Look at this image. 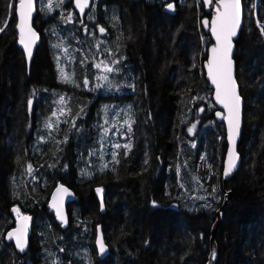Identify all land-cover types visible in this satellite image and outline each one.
Returning a JSON list of instances; mask_svg holds the SVG:
<instances>
[{
  "label": "trees",
  "instance_id": "16d2710c",
  "mask_svg": "<svg viewBox=\"0 0 264 264\" xmlns=\"http://www.w3.org/2000/svg\"><path fill=\"white\" fill-rule=\"evenodd\" d=\"M98 1L86 18L72 0L47 13L37 0L28 63L17 0H0V264H205L218 210L215 264H264V0H241V161L226 182L224 125L203 71V1ZM60 183L75 193L64 223L47 205ZM12 208L30 217L24 253L5 238Z\"/></svg>",
  "mask_w": 264,
  "mask_h": 264
},
{
  "label": "snow or ice",
  "instance_id": "6c2138e0",
  "mask_svg": "<svg viewBox=\"0 0 264 264\" xmlns=\"http://www.w3.org/2000/svg\"><path fill=\"white\" fill-rule=\"evenodd\" d=\"M63 0H61V3ZM206 5H211L213 0H204ZM218 7L216 8V16L211 22L212 32L217 40V47L212 49L213 57L209 61V75L212 79V82L216 85V100L218 103L222 104L223 107L227 110L228 115L224 117L228 121L229 125V140L231 142V148L228 152V163L227 167L224 170V175H229L238 159V156L235 151L236 136L239 134L240 127V111H241V100L237 92L236 81L232 76V60L230 58L232 42L231 38L236 35L237 29L240 25L241 19V6L240 0H217ZM11 6V5H10ZM76 6L79 8L81 13H84L85 9L89 7V0H76ZM169 8H173L172 4L168 5ZM51 9V4H49ZM33 11V0H19L17 12L20 18V29H21V40L20 42L24 44L25 49L28 53V56L31 57L32 54V43H34L35 32L28 28V33L30 40L25 41L24 38V29L25 25L31 18ZM71 18V17H69ZM203 23L205 26L209 24V21L204 20ZM0 31H3V28H0ZM99 31L103 33L105 29L103 27L99 28ZM100 67V65H96ZM112 71V69H107ZM62 78L69 80L63 70H61ZM87 83V81H85ZM61 103H63V98H61ZM31 104V101H29ZM203 111V109H201ZM55 115V113H53ZM218 116H221V113H217ZM46 127H52V124L49 123ZM195 128V124L192 128L189 129V132H192ZM128 130H131V125H128ZM107 133V129L105 130ZM115 147L120 148V144H116ZM125 148H129L130 145H124ZM29 170H31V165H29ZM215 190V189H214ZM59 191V189H58ZM66 192L67 190L64 189ZM101 191L100 189L97 190ZM13 211L19 213V209H13ZM24 221H27L28 217H22ZM26 230V225L24 228H18L14 232L8 233V238L12 239L15 237L16 245L18 248L23 250L25 246V241L22 239V234ZM101 250H103V242L101 241ZM215 253H213V257Z\"/></svg>",
  "mask_w": 264,
  "mask_h": 264
},
{
  "label": "water",
  "instance_id": "95a60500",
  "mask_svg": "<svg viewBox=\"0 0 264 264\" xmlns=\"http://www.w3.org/2000/svg\"><path fill=\"white\" fill-rule=\"evenodd\" d=\"M74 1L76 3V0H74ZM202 1H203L204 6H205V12L208 13L209 15L204 16L201 19V24H202V27L205 30V32L209 33L210 39H211V43L209 44V46L207 48L206 60L203 62V71H204V77H205V79L208 82V86L212 90L211 98H212V101H213V103H214V105L216 107V110L214 112L215 120L220 122V123H222L224 125L226 148H225V154H224L223 165H222V178H223V181L226 182V180H228L236 172V170L239 167L240 161H241V156H240V153L238 151V148H239V142L241 140V135H242V131H243L244 99H243V96L241 95L240 85L238 83L237 76H236V62H235V59H234V55H235V52H236V40L239 38L240 31H241L242 24H243V8H242V1L240 0V6H241L240 25H239V27L237 29L236 35L231 38L232 49H231V54H230V58L232 60V76H233V78L236 81L237 92H238V95L240 96V100H241L240 127H239V134L236 136V143H235V151H236V154L238 156V159L236 161V165H235L233 171L229 175L225 176L224 175V170L227 167L228 152H229V149L231 148V142L229 140V125H228V121L226 119H224V117H226L228 115V113H227V110L223 107V105L218 103L217 100H216V85L212 82V79H211V77L209 75V67H208L209 61L213 57L212 49L214 47L218 46L216 37H215V35L212 32L211 22L216 16V8L219 5H218L217 0H213V3L211 5H206L204 0H202ZM18 4H19V0L15 4L16 31H17V34H18V44L20 46H22L24 54H25L26 59H27V62L30 63L31 58L33 56V53L35 51L36 45H37V43L39 41L38 32H37L36 28L33 25V18H34V15L36 13V8H37V0H33V11H32V14H31V18L28 21V23L25 25V29H24V38H25L26 42H28L30 40V36H29V33H28V28L30 27L31 30L33 32H35L34 43H32V45H31V47H32L31 57L28 56V53H27V51L25 49L24 44H22L20 42V40H21V29H20V26H19L20 25V18H19L18 12H17ZM167 8L170 9L171 11L174 10V7L173 8L167 7ZM204 20L209 21V24L207 26H205V24L203 23ZM217 113H221L222 115L218 116ZM58 189H59V191H58ZM64 189H66L67 191L65 192ZM98 189H100L101 191L98 192L97 191ZM95 191H96V195L98 197V200L100 202V209H101V211H103L104 210V204H103L104 191H103V189L101 187H95ZM231 195H232V192L228 191L227 194H226V199L224 200V202L222 204V207H224L227 204V202H228L229 198L231 197ZM74 197H75V193H74L73 189L71 187H69L68 185H66V184L60 183V184H57L53 188V190H52V192L50 194V197H49L47 205H48V208L53 211L57 221H59L61 223H64V222L67 221V218H68L67 205H68V203L70 201H72L74 199ZM13 209H16V208H12V211H13ZM13 213H14V217H15V223H14V226L11 227L6 232L5 238L8 241H11L13 243L14 248L16 249L17 252L24 253V252L27 251L28 245H29L28 239H29V227H30V223H31L30 217L27 216L26 214L17 213L15 211H13ZM22 217H28L29 219L27 221H24L22 219ZM221 223H222V214H221L220 210H218L217 213H216V219H215V221H214V223L212 224V227H211L209 255H208V260H207V262L205 264H215V262H216V258H217L216 237L218 235V231H219V228L221 226ZM25 225H26V230L22 234V239L25 241V246H24L23 250H21L16 245L15 237H13L12 239H9L8 238V233L9 232H14L18 228H24ZM101 241L103 242V250H101ZM95 248H96L97 254H98V256L100 258H103L104 256H106V254L109 252V248H108L107 244L105 243L104 236H103V233H102L100 225H97V228H96ZM213 253H215L214 257H213Z\"/></svg>",
  "mask_w": 264,
  "mask_h": 264
},
{
  "label": "rangeland",
  "instance_id": "374dc122",
  "mask_svg": "<svg viewBox=\"0 0 264 264\" xmlns=\"http://www.w3.org/2000/svg\"><path fill=\"white\" fill-rule=\"evenodd\" d=\"M41 1H43V5H41L39 8H41L42 10H44L46 13L47 12H56L58 9H60V11L61 12H64V4H63V2H64V0H63V2L61 3V0H41ZM59 3H61V4H59ZM49 4H51V9L49 8ZM93 16V11H91L90 13H89V17L90 16ZM238 40V39H237ZM112 64V63H111ZM113 65V64H112ZM113 67H114V65H113ZM116 67L118 68V66H115V69H116ZM113 69V68H112ZM106 73H107V69H104L102 72H101V74H102V76H103V78L104 77H106ZM127 112V111H126ZM114 126V124L112 123V125L111 126H109V128H111V127H113ZM196 126V125H195ZM192 128V127H191ZM108 132V131H107ZM114 133H115V131H113ZM194 132V129H193V131L192 132H190V133H193ZM230 192H232L231 190H229Z\"/></svg>",
  "mask_w": 264,
  "mask_h": 264
},
{
  "label": "flooded vegetation",
  "instance_id": "af4514ba",
  "mask_svg": "<svg viewBox=\"0 0 264 264\" xmlns=\"http://www.w3.org/2000/svg\"><path fill=\"white\" fill-rule=\"evenodd\" d=\"M73 1V5H74V9H75V11H77V13L80 15V16H83V17H86L87 18V16H88V13L89 12H91V11H93V12H96L97 10H98V6H99V4L100 3H102L103 5H104V1H98V0H89V7L88 8H86L85 9V11H84V13H81L80 11H79V8L76 6V3H75V1L74 0H72ZM38 8V7H37ZM103 8V7H102ZM37 11L38 10H36V13H35V15H34V17L37 15ZM88 11V12H87ZM40 19H41V17H39ZM38 18V20L40 21V19ZM40 25H41V21H40ZM105 29V28H104ZM38 32V31H37ZM106 32V29H105V31L103 32V33H105ZM38 35H39V32H38Z\"/></svg>",
  "mask_w": 264,
  "mask_h": 264
}]
</instances>
